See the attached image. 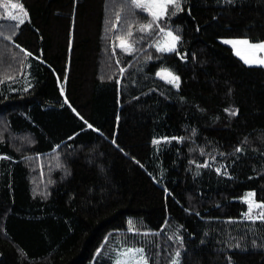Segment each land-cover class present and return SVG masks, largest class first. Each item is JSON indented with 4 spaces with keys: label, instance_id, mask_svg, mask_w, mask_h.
<instances>
[{
    "label": "trees",
    "instance_id": "16d2710c",
    "mask_svg": "<svg viewBox=\"0 0 264 264\" xmlns=\"http://www.w3.org/2000/svg\"><path fill=\"white\" fill-rule=\"evenodd\" d=\"M18 2L20 26L0 0V264H111L121 244L264 264V210L246 215L248 193L264 202V65L224 43L264 41V0H183L143 33L131 0Z\"/></svg>",
    "mask_w": 264,
    "mask_h": 264
},
{
    "label": "snow or ice",
    "instance_id": "6c2138e0",
    "mask_svg": "<svg viewBox=\"0 0 264 264\" xmlns=\"http://www.w3.org/2000/svg\"><path fill=\"white\" fill-rule=\"evenodd\" d=\"M132 5H134L137 8L145 7L152 15L153 20L156 21L158 20L162 15H164L165 9L167 5L169 4H174L176 10H181V4L180 0H152V4L145 5L141 2V0H131ZM5 7H9V5H5ZM12 10L19 9L21 12V15H16L14 14V11H9L8 14V19L12 21H16L18 24H23L25 21L23 19V15L26 14L25 10L23 9L22 5H16V4H11L10 5ZM175 15V12L172 13ZM152 28V24H148L146 26H142L141 30H149ZM160 32L164 34L166 37L165 42L161 45L158 44L157 48L161 52H175L176 51V45L177 42L180 40V37L175 35L171 30L165 31L163 28L160 29ZM8 39H11V37H8ZM224 43L226 44H231L235 49H236V54L240 56L244 62L248 65H264V58H260L256 55V52H264V41L257 42V43H252L249 40H233V39H228L225 40ZM240 45L244 46V49L242 50ZM121 48H125V43L122 41L121 42ZM249 50H251V54H249ZM160 73H158L159 75ZM170 77V78H168ZM168 82L171 84H174L177 88H179V80L180 77L176 76L174 74L169 73L168 76ZM63 91V89H61ZM75 111V109H73ZM227 111V110H226ZM234 115L236 113H233ZM79 115V113H77ZM83 119V117H81ZM89 128L92 127V125H88ZM98 131V130H97ZM173 139H183V138H173ZM154 143H157L158 141H153ZM59 147V145H57ZM237 151H241L240 148L237 149ZM217 172L220 171L219 168L216 169ZM254 193H248L247 196H254ZM249 204V213L252 212L253 208H258V209H264V202H255L253 200H248ZM247 215V218L249 220H252L253 217L251 215ZM258 219H264V214H261V216L257 217ZM182 241V237L179 238ZM129 253H143V249H130L128 250ZM176 259L173 260V264H179L178 258L180 257V252L177 251L175 253ZM118 264H126V262H118ZM136 264H148L147 260L144 259L142 256L139 260L136 261Z\"/></svg>",
    "mask_w": 264,
    "mask_h": 264
},
{
    "label": "rangeland",
    "instance_id": "374dc122",
    "mask_svg": "<svg viewBox=\"0 0 264 264\" xmlns=\"http://www.w3.org/2000/svg\"><path fill=\"white\" fill-rule=\"evenodd\" d=\"M5 1V5H9V7H5V14H4V17L5 18H7L8 17V14H9V11H14V14H16V15H21V12L19 11V9H16V10H12L11 9V7H10V5L11 4H16V5H22L21 3H19L18 2V0H4ZM141 2L143 3V4H145V5H151L152 4V0H141ZM183 2V0H180V4ZM171 5H174V4H169V5H167V7H166V9H165V12H164V15H162L159 19H161V18H163L164 16H166V14L168 13V8H169V6H171ZM22 7H23V9L25 10V12H26V14L25 15H23V19H24V21H27L28 19H29V15H28V12H27V10L25 9V7L22 5ZM139 9H141L142 11H144V12H146V13H148L149 14V16H150V18H149V20L147 21V22H145V23H143L142 25H140V27L142 28V26H146V25H148V24H152V28L151 29H153V27H154V25H156V23L158 22V20H156V21H154L153 20V17H152V15H151V13L145 8V7H141V8H139ZM16 22V21H15ZM17 23V22H16ZM131 24H134L133 22H131ZM17 25H22V24H18L17 23ZM138 28L137 29V31L136 32H138V33H143V32H147L148 30H141V28ZM132 26L131 27H129L128 28V31H132ZM151 29H149V30H151ZM126 31V30H125ZM124 31V32H125ZM166 31H168V30H166ZM127 32V31H126ZM126 34H128V32L126 33ZM130 34V33H129ZM165 39H166V37L164 36V34L163 33H161L160 34V36L159 37H157L156 38V40L153 42L154 43V46L157 48V45L158 44H163L164 42H165ZM233 40H236V39H233ZM246 40V39H245ZM124 42L125 43V48H121V42ZM117 46L121 49V50H123V51H125L126 53H132L133 52V50H134V45L131 43V41L129 40V37L128 36H125V37H120V38H118V42H117ZM177 46H178V42H177V45H176V48H177ZM116 47V46H115ZM158 49V48H157ZM251 53V52H250ZM158 73H160L159 75H158ZM169 73H171V74H174V75H176V76H179L174 70H172V69H170V68H167V67H163V68H161V69H159V71L157 72V76L159 77V78H161V79H163V80H165V81H167L168 82V78H170V77H168V78H166L167 76H168V74ZM180 77V76H179ZM180 81H181V79L179 80V86H180ZM171 84V83H170ZM174 87H176L174 84H172ZM251 193H253V192H251ZM247 200V203H248V200H253V201H255V202H258L255 198H254V196H248L247 198H246ZM262 210H264V209H258V208H253V210H252V212L251 213H249V215H257V214H259V212H262ZM120 241H121V239H120ZM130 249H143V253L141 254V253H139V252H137V253H129L128 252V250H130ZM179 252H180V257L178 258V261H179V264H181V260H182V253H181V250H178ZM141 256L144 258V259H146L147 260V262H148V264H149V261H148V259H147V256H146V254H145V251H144V248L143 247H137V246H130V245H125V244H121L119 247H118V249L116 250V252H115V254H114V256H113V260H112V263L111 264H118V262H126V264H136V261L137 260H139L140 258H141ZM174 259H176V257H175V254H174V256H173V258H172V260L168 263V264H173V260Z\"/></svg>",
    "mask_w": 264,
    "mask_h": 264
},
{
    "label": "crops",
    "instance_id": "0c3cea01",
    "mask_svg": "<svg viewBox=\"0 0 264 264\" xmlns=\"http://www.w3.org/2000/svg\"><path fill=\"white\" fill-rule=\"evenodd\" d=\"M236 40H245V39H236ZM229 45H231V44H229ZM232 46V45H231ZM233 47V46H232ZM238 47H240L242 50L244 49V46L243 45H240V46H238ZM233 49L235 50V52H236V49L233 47ZM251 52V50H249V54H251L250 53ZM256 55L258 56V57H260V58H264V52H259V51H257L256 52Z\"/></svg>",
    "mask_w": 264,
    "mask_h": 264
}]
</instances>
